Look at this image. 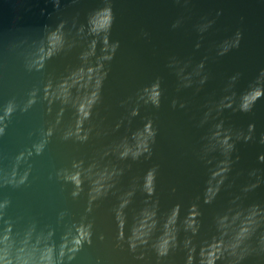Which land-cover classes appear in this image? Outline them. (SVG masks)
Segmentation results:
<instances>
[{
  "label": "water",
  "instance_id": "water-1",
  "mask_svg": "<svg viewBox=\"0 0 264 264\" xmlns=\"http://www.w3.org/2000/svg\"><path fill=\"white\" fill-rule=\"evenodd\" d=\"M0 264H264V0H0Z\"/></svg>",
  "mask_w": 264,
  "mask_h": 264
}]
</instances>
